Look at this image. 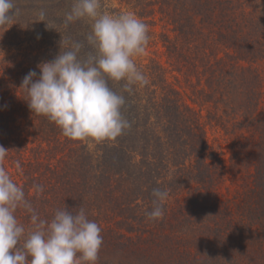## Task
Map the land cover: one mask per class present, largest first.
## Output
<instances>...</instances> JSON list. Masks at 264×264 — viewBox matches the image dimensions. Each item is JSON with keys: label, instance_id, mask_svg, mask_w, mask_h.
I'll return each instance as SVG.
<instances>
[{"label": "trees", "instance_id": "16d2710c", "mask_svg": "<svg viewBox=\"0 0 264 264\" xmlns=\"http://www.w3.org/2000/svg\"><path fill=\"white\" fill-rule=\"evenodd\" d=\"M134 1L141 7L140 17L151 14L150 6L157 3L161 18L171 26L173 35L164 34L163 40L173 71L183 77L184 88L171 83L159 67L134 59L148 84L134 85L130 94L124 93L126 104L122 112L130 127L115 139L71 140L46 116L32 113L25 92L19 88L30 70L39 73L37 65L16 66L20 70L3 74L12 79L8 88L0 82V139L12 131L11 122L15 123L16 117L6 115L4 110L3 93H10L13 102L9 109L28 119V130L33 128L41 138H48L56 153L44 170L33 171L23 182L11 178L23 188L26 199L42 219L50 220L57 209L65 206L74 212L85 210L102 230L103 244L96 264H228L230 256L224 255L226 251L218 252L225 238L217 236L211 242L198 232L200 227L194 219L200 208L198 204L212 198L207 188L215 183L213 175L219 174L220 165L217 150L204 131L202 109L206 108L207 117L213 115V105L229 101L235 88L241 85L249 87L246 98L256 93L255 69L247 67L250 72L246 78L242 74L245 69L237 65L256 52L251 48H255L257 39L253 45L245 43L236 19L246 18L250 11L241 10L244 3L240 2L236 16L229 15L228 20L232 21L221 25L216 18L217 23L212 22V12L216 4L230 0ZM37 3L40 5L33 9L28 5L20 9L26 10L25 14L28 11L35 14L27 18L32 22L36 18L40 22L39 13L45 12L44 30L54 33L56 41L43 50L55 51L53 58L60 51V42L85 40L90 20L84 18L67 26L64 23L72 0H37ZM247 17L257 27L264 23V10ZM215 25L218 27L214 30ZM229 45L233 54L226 53L225 59L217 57L216 51ZM64 50L62 47L61 51ZM87 51L86 46L82 54ZM229 58L233 60L230 63ZM109 84L113 90L120 91L123 81ZM186 89L190 90L188 100L183 96ZM228 104L230 110H239V103H235L236 107ZM259 117V113L253 116L256 120ZM35 185H42L43 191L37 193ZM154 188L168 193L163 201L164 215L157 220L146 215L153 207ZM184 191L186 195L182 197ZM252 192L257 203L261 192L254 188ZM215 203L208 209L215 212ZM223 205L228 216L234 213L228 204ZM15 215L26 229L31 228V214L26 209L18 208Z\"/></svg>", "mask_w": 264, "mask_h": 264}, {"label": "rangeland", "instance_id": "374dc122", "mask_svg": "<svg viewBox=\"0 0 264 264\" xmlns=\"http://www.w3.org/2000/svg\"><path fill=\"white\" fill-rule=\"evenodd\" d=\"M154 1L157 2V0ZM100 2L102 12L112 15L123 12L132 13L148 25L150 38L146 51L134 57L135 61L159 67L160 71L166 72L171 83L181 89L184 88L183 77L173 71L172 60L165 48L166 42L163 40V35L171 37L173 32H171V26L161 18L157 10L158 4L154 3L150 6L151 14L140 17L138 13L141 7L134 0H100ZM240 2L244 3L241 5V10L251 12V15L250 12L246 14V18L236 17L238 26L241 28L240 34L244 35L247 44L253 45L256 39L258 42L254 45L255 48H251L252 51H256L252 58L248 56L245 60H240L237 65L245 69L242 74L246 78L250 72L247 67L254 68L258 75V85L255 87L256 93L252 98H246L248 86L241 85L240 88H235L229 101L213 105L215 106L212 108L213 115L207 117L206 108L202 109L204 131L208 141L217 150L220 165L219 174L213 175V178L216 177L215 183L213 182L207 188L212 198L203 204H198L200 208L198 207L194 214V219L200 227L198 232L211 242L215 241L214 238L217 236L225 238L218 252L226 251L224 255L230 256L228 264H264V23L254 27L255 23L247 19L249 18L247 16H257L258 11L264 10V0H230L227 3L216 4L212 12V22L216 18L221 25H227L232 21L228 20L230 13L236 16L240 11L238 7ZM15 3L19 14L7 25L0 26V82L6 88L12 79L9 80L3 74L20 70L15 68L16 66L33 68L42 60L51 61L54 59L52 56L55 52L50 50L51 53H48L43 49L52 41H56V35L46 32L43 22L37 21V18L33 22L28 21L27 18L35 15L32 11L25 14L26 10L20 9L25 5L33 9V6L40 5L37 0H15ZM195 17L197 20L199 15ZM217 27L215 25L214 30ZM216 53H218L217 57L223 56L225 59L226 53L232 55L233 51L229 45L218 49ZM232 61L229 58V63ZM188 90H184L183 93L184 99L187 100L190 95ZM236 92L239 94L237 95ZM3 94L6 115L16 118H14V124L11 122L12 131L0 139V146L8 150L5 159L0 160V167L4 168L15 181L23 182L28 174H33V171L44 170L47 162L55 157L56 152L47 141L48 138H41L37 131H33V128H31L32 131L28 130V119L21 113L16 114L9 109L13 102L10 93ZM228 102L233 103L235 107L239 103V110H230ZM256 113L260 115L258 120L253 118ZM253 188L261 192V195L257 196L258 204L255 203ZM184 195H186L185 191L181 196ZM172 203H175V200ZM214 203L216 204L215 212H213L214 209L209 210ZM223 203L228 204L229 209L234 213L228 216L223 210L225 207V205L222 206ZM221 210L223 211L219 212Z\"/></svg>", "mask_w": 264, "mask_h": 264}, {"label": "clouds", "instance_id": "9594fccd", "mask_svg": "<svg viewBox=\"0 0 264 264\" xmlns=\"http://www.w3.org/2000/svg\"><path fill=\"white\" fill-rule=\"evenodd\" d=\"M100 9V0H72L64 23L90 20L85 40L60 42L54 59L39 63V73L30 70L19 87L31 112L46 116L71 140L120 136L130 127L122 112L124 93L130 94L134 85L148 84L134 61L146 51L148 25L132 13L112 15ZM18 14L15 0H0V26ZM45 15L41 10L40 21H45ZM86 46L88 51L82 54ZM110 81H123L121 90H113ZM7 152L0 146V160ZM35 189L42 192L43 186L35 185ZM167 196V191L153 189L149 219L163 217ZM20 207L31 214L29 229L15 215ZM101 231L83 208L74 212L65 206L50 220L40 218L23 188L0 167V264H96L103 244Z\"/></svg>", "mask_w": 264, "mask_h": 264}]
</instances>
